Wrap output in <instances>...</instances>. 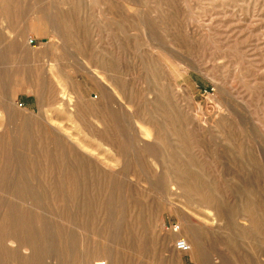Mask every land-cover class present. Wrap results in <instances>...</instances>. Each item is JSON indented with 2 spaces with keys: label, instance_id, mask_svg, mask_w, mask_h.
<instances>
[{
  "label": "rangeland",
  "instance_id": "obj_1",
  "mask_svg": "<svg viewBox=\"0 0 264 264\" xmlns=\"http://www.w3.org/2000/svg\"><path fill=\"white\" fill-rule=\"evenodd\" d=\"M0 264H264V0H0Z\"/></svg>",
  "mask_w": 264,
  "mask_h": 264
},
{
  "label": "bare ground",
  "instance_id": "obj_2",
  "mask_svg": "<svg viewBox=\"0 0 264 264\" xmlns=\"http://www.w3.org/2000/svg\"><path fill=\"white\" fill-rule=\"evenodd\" d=\"M51 43V42H50ZM115 85V84H114ZM107 86V85H106ZM123 92V91H122ZM129 100H127V103H129L128 102ZM152 115V114H151ZM154 116V115H153ZM156 118V117H155ZM156 134H157V139H159V131L158 130H156ZM176 190V189H175ZM198 201H199V203L202 205V206H204V207H206L207 209H210V210H212V202H211V197L210 196H208V195H202V194H200V195H198ZM212 211H214V209L212 210ZM184 233V232H183ZM183 236H184V240L190 245V248L191 247H193V244H192V242L186 237V235H185V233L183 234ZM8 240L9 241H11V240H14V243H16V244H18L17 246V248L20 250L22 247H24L21 243H19V242H17L16 241V239L15 238H8ZM167 240L165 239L164 240V242H166ZM7 248V247H6ZM193 251V250H192Z\"/></svg>",
  "mask_w": 264,
  "mask_h": 264
},
{
  "label": "built area",
  "instance_id": "obj_3",
  "mask_svg": "<svg viewBox=\"0 0 264 264\" xmlns=\"http://www.w3.org/2000/svg\"><path fill=\"white\" fill-rule=\"evenodd\" d=\"M30 43L33 44L34 42L31 40ZM174 248L182 254H188L191 251L190 245L182 238L175 241Z\"/></svg>",
  "mask_w": 264,
  "mask_h": 264
}]
</instances>
